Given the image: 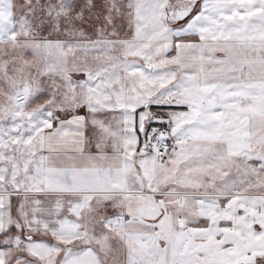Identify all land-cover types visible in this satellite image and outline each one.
Masks as SVG:
<instances>
[{"label":"snow or ice","instance_id":"6c2138e0","mask_svg":"<svg viewBox=\"0 0 264 264\" xmlns=\"http://www.w3.org/2000/svg\"><path fill=\"white\" fill-rule=\"evenodd\" d=\"M0 264H264V0H0Z\"/></svg>","mask_w":264,"mask_h":264}]
</instances>
